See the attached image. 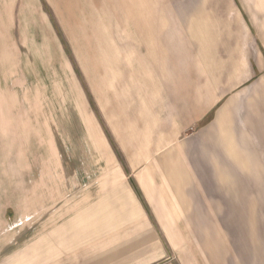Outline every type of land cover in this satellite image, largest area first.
<instances>
[{"label":"crops","instance_id":"crops-1","mask_svg":"<svg viewBox=\"0 0 264 264\" xmlns=\"http://www.w3.org/2000/svg\"><path fill=\"white\" fill-rule=\"evenodd\" d=\"M261 17L234 12L217 35L202 38L203 68L210 74L186 96L188 114L191 110L192 122L200 124L186 137L184 156H171V150L150 164L148 150L132 152L131 164L147 163L137 177L145 203L134 188L109 177L90 203L74 195L65 204L66 162L54 147L50 157L42 118L18 98L17 82H22L12 71L26 67L24 55L44 52L48 13L42 0H0V264H186L168 241L177 236L183 207H225V201L213 203L201 191L185 194L183 181H217L223 197L231 196L225 181H264ZM206 30L202 26L194 34ZM162 143L157 139L151 151L167 145ZM158 176L161 184L155 183ZM50 199L57 207H49ZM211 243L202 250V264H264V234L234 231L219 236L210 250Z\"/></svg>","mask_w":264,"mask_h":264},{"label":"rangeland","instance_id":"rangeland-1","mask_svg":"<svg viewBox=\"0 0 264 264\" xmlns=\"http://www.w3.org/2000/svg\"><path fill=\"white\" fill-rule=\"evenodd\" d=\"M42 8L50 25L45 50L24 55L26 67L12 71L22 82L18 98L42 118L50 157L54 147L66 162L64 203L74 195L90 203L109 177L134 188L145 203L137 177L147 163L131 164L132 152L148 150L150 164L171 150V156H184L186 137L200 124L192 122L186 96L210 74L203 68L202 38L217 35L234 12L261 17L264 0H42ZM202 26L205 34H194ZM257 33L264 40V30ZM157 139L167 145L151 151ZM155 180L162 183L160 176ZM183 182L185 194L209 193L211 202L224 200L225 207H183L177 236L168 238L182 263L202 264L203 248L208 242L216 248L219 236L264 234V181H225L231 192L225 197L218 196L217 181ZM49 207L57 201L50 199Z\"/></svg>","mask_w":264,"mask_h":264}]
</instances>
